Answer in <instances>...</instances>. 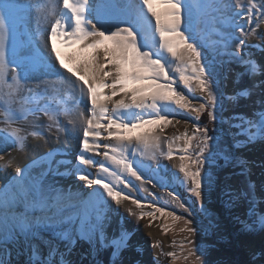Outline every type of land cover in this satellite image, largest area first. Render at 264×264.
<instances>
[{
	"label": "snow or ice",
	"instance_id": "obj_1",
	"mask_svg": "<svg viewBox=\"0 0 264 264\" xmlns=\"http://www.w3.org/2000/svg\"><path fill=\"white\" fill-rule=\"evenodd\" d=\"M33 9L23 0H0V152H22L30 137L59 141L61 131L75 133L78 150L71 167L57 147L14 167L0 189V250L20 245L27 264H139L124 259L134 250L130 232L113 227V211L130 203L137 211H125L138 220L150 217L149 226L161 217L182 224L180 254L164 253L157 241L153 247L161 248L160 255L206 264L198 234L211 233L214 243L224 239L207 204L214 188L227 198L226 207L247 203L244 218H234L240 234L257 226L264 231V203L253 182L233 189L225 177L220 189V173L229 167L239 168L240 175L249 172L239 149L264 143V80L256 82L264 77V62L255 57V50L264 54V0H45L36 7L37 31L18 51L15 37L30 23ZM57 41L73 50L66 57L69 67ZM230 74L253 83L226 96ZM257 92L250 114L223 118L226 100L251 99ZM205 115L208 124L201 123ZM189 120L191 134H164L169 125ZM218 123L230 130L221 135ZM181 139L183 146L174 150ZM176 152V178L191 204L178 193L167 196L183 214L158 206L161 197L145 187L150 181L136 159L147 157L159 168ZM38 161L43 163L33 175ZM11 166V160L4 165ZM61 167L78 186H59ZM141 190L152 200L142 199ZM201 215L204 224L197 223ZM258 257L264 252L253 253V261ZM0 264L11 261L0 257Z\"/></svg>",
	"mask_w": 264,
	"mask_h": 264
},
{
	"label": "rangeland",
	"instance_id": "obj_2",
	"mask_svg": "<svg viewBox=\"0 0 264 264\" xmlns=\"http://www.w3.org/2000/svg\"><path fill=\"white\" fill-rule=\"evenodd\" d=\"M31 2L32 3L30 4L34 5V7H38L40 4H43L45 0H33ZM32 31H33L32 33H35L37 29ZM26 34L28 33H25V35ZM31 35H32L31 33L30 35H27L26 36L27 39L25 37L26 41H24V43L20 46V48L19 47L17 48L18 51H23L24 45L27 44L29 36ZM251 42L257 43L258 41L253 39ZM59 46L62 47L63 45L58 41L56 42V47L58 48ZM257 53L259 56L261 55V52L258 51ZM61 58L62 61L64 62L62 55ZM65 66L69 67L66 64ZM252 83L253 81L249 80L247 77H242L237 79L234 74H230L228 80L224 84V91L226 92V96H231L233 93H235L238 90H243L245 87H250ZM34 85L35 82L32 84V86ZM258 93L259 92H257V94ZM257 94L252 96L251 99H240L239 101H235L233 103H228V101L226 100L225 101L226 110L222 113L223 118L227 120V118L238 114H244V115L250 114L251 111L253 110V107L255 106L253 104V101L260 98V95L258 96ZM175 115L176 117H180V119L182 120L188 118V114L186 113H176ZM201 123L208 124L206 115L201 117ZM177 126L182 127L184 133L185 130L187 129L188 133L191 134L193 122L189 120V123L185 124L182 122L180 124H177ZM208 126L212 127L211 124H209ZM2 127L3 126L1 125L0 128ZM217 127L223 128L224 131L220 133L221 135H224L225 131L230 130L228 129L227 124L220 125L218 123ZM170 136L172 137V135ZM183 144L182 145L180 144L181 145L180 147H182ZM262 144L263 143H261V145ZM13 150L15 149L9 148L6 153L9 154V152ZM261 153L262 151H260L259 143L249 145L246 148L239 149L238 155H240L242 158L248 161L249 172L246 173L245 175H240L239 168L229 167L228 169L220 173V180H221L220 189H223L225 186V177L228 178L226 183L230 185L233 189H242L246 185V183L250 180L256 186L255 194L257 199L262 203H264V197L261 196V193L264 192V187H262V185H264V168H261L262 167L261 164H263L264 167V163H263L264 156ZM176 154L178 156L177 167H174L168 163H160V166L161 165L163 166L161 169H157V167H154L152 169L147 167V165L146 167L144 165H142L141 167L144 169L143 171H145L146 173V174L144 173L145 174L144 177L150 180V185L147 186L149 192H153L158 197H161L160 199L157 200L158 206L165 207L168 210H174L177 212V214H183L182 210L176 208L174 205L170 203V197L167 196L168 192H175L181 196V199L191 204V199L189 198L185 189L180 185L179 180L176 178L180 153L176 152ZM260 155H262L263 161L260 160L261 159ZM2 161L3 160H0V182L3 176L2 174L5 171L4 169L5 167ZM7 162L8 160L4 161L5 164ZM72 163L73 161L69 160L68 166L72 165ZM11 168L14 167L12 166ZM153 170H156L155 175H152ZM60 171L61 173H64V175L57 176L55 179L58 181L59 185H63L61 187H67V186L71 187L74 185L78 186V184L75 183L76 181L71 176L70 172L63 170ZM91 172L94 174L93 171ZM150 178L153 180L151 181ZM9 182L10 181L8 180V183ZM138 195L142 199H146V201L152 200V197L148 196L147 193H145L142 190L138 193ZM162 198H164V201L162 200ZM226 199H227L226 197L221 195V192L219 190L214 188V195L207 201L208 206L212 208V210L217 214L220 220V230L223 233L224 239L214 243L215 237L211 233H205L201 231L197 236V244L198 246L206 250L205 255L201 256V260L205 261L206 264H264V258L258 257L255 261H253V253L264 252V231L259 230V227L257 226V229L252 232L240 234L239 225L236 223L234 218L238 215L241 216V218H244L247 212V203L240 201L234 207L233 206L226 207L224 203ZM156 215L159 216L160 214L157 213ZM196 220L198 224L205 223V221L202 219V215L197 216ZM154 222L157 224L159 232L155 236L149 234L145 236L144 234L146 245L148 244L147 249L145 247L143 249L140 246L136 247L135 252L133 254V258L135 259L134 261L138 260L139 264H187V262H185L182 259H173V258H169L166 255H160L161 248L164 253L176 252L178 255L180 254L181 250L179 247V243L186 235L184 233L179 232V227H181L182 224L180 223L174 224L171 218L165 219L163 217L155 220ZM164 224L169 225V230L167 231L166 234L162 231V225ZM130 234L133 235L132 233ZM174 240L176 241L175 247L172 246V242ZM157 241L160 242L161 248L153 247V245L156 244ZM13 247L18 248L20 252L16 258L12 259L10 257L3 256L1 254L0 257L4 258L5 260H10L11 264H27V260H28L26 254L27 250L25 249V253L22 254L20 251V245L17 244L14 245ZM129 256L130 255L128 253L125 254L124 257L125 261L129 260ZM146 256L147 259L144 260ZM101 259L103 261L104 258L102 257Z\"/></svg>",
	"mask_w": 264,
	"mask_h": 264
},
{
	"label": "bare ground",
	"instance_id": "obj_3",
	"mask_svg": "<svg viewBox=\"0 0 264 264\" xmlns=\"http://www.w3.org/2000/svg\"><path fill=\"white\" fill-rule=\"evenodd\" d=\"M31 1H33V0H23L24 3H29V4L32 3ZM37 27H38V25H37V11H36V7H34L30 23L25 25V30L23 29L22 33H17V35L15 37V42H16L17 48L18 47L20 48V46L24 43V41H26V39H27L26 36L30 35V33L33 34L32 30H36ZM25 33H28V34L25 35ZM25 37H26V39H25ZM37 39H39V37H37ZM33 43H35V42L33 41ZM57 49L61 51V55L63 56L64 63L66 65L70 66L66 57L70 56L72 54L73 50L72 49H65L63 46L62 47L59 46ZM257 52L258 51L256 50L255 51L256 59L261 61V62H264V54L261 53V55L259 56ZM261 80H264V77H257L256 78V82H259ZM34 82L36 83V81H34V80L30 81L29 83L32 85ZM257 95L259 96V93ZM177 118L180 119V117H177ZM61 119L64 120V117H61ZM29 123L30 122H28V121L23 122L22 126L27 127ZM1 125L2 124H0V126ZM69 131H71V126H69ZM164 134L168 137L170 135H172V136L173 135H181L182 136L184 134V130L182 129V127H178L177 124H174V126L171 125L169 127H166ZM53 135H55V134H53ZM59 137H60L59 141L53 139L50 141L49 144H45L41 140L33 139L30 137L28 142H27V147L24 151L21 152V151L13 150V151L9 152V154H7L6 152H0V154L4 155V158H5L2 161L3 165H5V163H4L5 160H8V161L11 160L13 167H15L17 164L22 165V166L26 165V164H28V162L30 163L33 159H37L42 153L47 152L50 147L60 148L59 158L61 161H63V163L65 165L69 164V160L73 161L72 165H74L75 164L74 157H75V154L78 150V140L75 138V133H73L72 136H69L66 132L61 131L59 133ZM183 143H184L183 139L177 141L176 144L174 145V150L176 148L180 147ZM259 145H260V151H262L261 154L264 156V143L262 145H261V143H259ZM262 155H260L261 161H263ZM96 159L103 160L104 158H103V156H99V157H96ZM136 159L138 161V166L140 167V170L143 173V175H145L146 173H145V171H143L144 169L141 167L142 165H144L145 167L147 165V167L152 168V169L154 167H157L155 162H153L152 160H150L147 157H140L139 155H137ZM177 159H178V156H177V154H175L174 159L172 161L161 160V163H168L174 167H177ZM42 163H43L42 161H38V164L36 166H34L33 175H36L39 172L40 165ZM263 163H264V161H263ZM72 165H69V166H72ZM261 166H260L261 168H264L263 164H261ZM11 167H8L7 169L4 168L5 171L3 169L4 172L2 174L3 176H2L1 182H0V189H2L3 186L8 184V180L10 181L12 175H14V168H11ZM162 167L163 166L161 165L157 169H161ZM60 170L66 171V169L64 167H61ZM89 171L90 172L93 171L95 174L96 169L90 168ZM155 174H156V170H153L152 175H155ZM144 178L146 180H148L146 177H144ZM152 180L153 179H151V181ZM261 181H263V180H261ZM133 182L136 184H139V182H137V181H133ZM75 183L78 184L77 181ZM148 185H150V183L146 184L145 187H147ZM59 186H63V185H59ZM113 207H115V206H113ZM126 208H132L133 211H137L135 206L131 205L130 203H126L125 205L121 206L118 210V213L116 211H113V213H112L113 227L115 228L118 225L122 226L123 228L127 229L130 233L133 234V235H131V237H132V244L134 246V250L130 251L128 253L130 255L129 256L130 261L129 260L126 261V262H133L135 260L133 258V254L135 252L136 247L140 246L143 249H144V247L147 249L148 244L146 245V242L144 239V234H145V236L148 234L155 236L159 232V230H158L157 224L154 221H152L151 226H149L150 219H151L150 217L145 216L143 219L138 220L136 217L129 215L125 211ZM148 210L151 211V209H148ZM117 217H118V219H117ZM19 253H20L19 249L16 247H13L11 249L0 250L1 255L6 256V257H10L12 259L16 258L19 255ZM146 259H147V256L144 258V260H146Z\"/></svg>",
	"mask_w": 264,
	"mask_h": 264
},
{
	"label": "trees",
	"instance_id": "obj_4",
	"mask_svg": "<svg viewBox=\"0 0 264 264\" xmlns=\"http://www.w3.org/2000/svg\"><path fill=\"white\" fill-rule=\"evenodd\" d=\"M162 200L164 201V198H162Z\"/></svg>",
	"mask_w": 264,
	"mask_h": 264
},
{
	"label": "water",
	"instance_id": "obj_5",
	"mask_svg": "<svg viewBox=\"0 0 264 264\" xmlns=\"http://www.w3.org/2000/svg\"><path fill=\"white\" fill-rule=\"evenodd\" d=\"M219 193V192H218ZM218 196H219V194H218Z\"/></svg>",
	"mask_w": 264,
	"mask_h": 264
}]
</instances>
